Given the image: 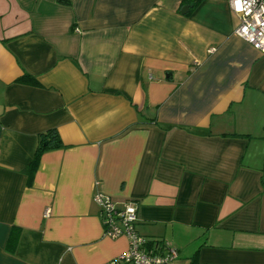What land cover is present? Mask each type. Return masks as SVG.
I'll return each mask as SVG.
<instances>
[{
    "label": "crops",
    "instance_id": "crops-1",
    "mask_svg": "<svg viewBox=\"0 0 264 264\" xmlns=\"http://www.w3.org/2000/svg\"><path fill=\"white\" fill-rule=\"evenodd\" d=\"M237 25L229 0H0V264L124 252L97 191L170 264H264V53Z\"/></svg>",
    "mask_w": 264,
    "mask_h": 264
},
{
    "label": "built area",
    "instance_id": "built-area-1",
    "mask_svg": "<svg viewBox=\"0 0 264 264\" xmlns=\"http://www.w3.org/2000/svg\"><path fill=\"white\" fill-rule=\"evenodd\" d=\"M230 8L238 17L234 34L261 53H264V0H229ZM103 232L110 238L124 235L127 249L104 264H170L176 258L175 247L161 240L150 242L135 230L137 209L132 203L117 207L111 198L95 192Z\"/></svg>",
    "mask_w": 264,
    "mask_h": 264
},
{
    "label": "trees",
    "instance_id": "trees-1",
    "mask_svg": "<svg viewBox=\"0 0 264 264\" xmlns=\"http://www.w3.org/2000/svg\"><path fill=\"white\" fill-rule=\"evenodd\" d=\"M199 0H195V2H197ZM19 82H31L34 83L35 80L34 78L27 73H24L22 75V77L18 80ZM62 145L61 140L59 139V136L57 134V132L55 131V129H49L47 131H44L42 133L38 134V141H37V146H36V150L34 153V156L29 164V167L27 168V173L29 175L32 174V171L34 170L38 157L39 155L48 149H52V148H58ZM261 187L262 190H264V179H261ZM148 242L152 241L147 239ZM158 241V240H156Z\"/></svg>",
    "mask_w": 264,
    "mask_h": 264
},
{
    "label": "water",
    "instance_id": "water-1",
    "mask_svg": "<svg viewBox=\"0 0 264 264\" xmlns=\"http://www.w3.org/2000/svg\"><path fill=\"white\" fill-rule=\"evenodd\" d=\"M189 5H184L182 8H181V13L185 14L187 13V11L189 10Z\"/></svg>",
    "mask_w": 264,
    "mask_h": 264
}]
</instances>
